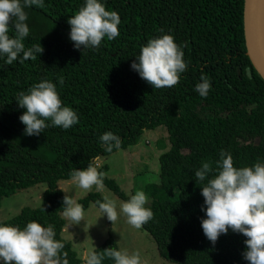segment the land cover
Instances as JSON below:
<instances>
[{"label":"trees","instance_id":"trees-1","mask_svg":"<svg viewBox=\"0 0 264 264\" xmlns=\"http://www.w3.org/2000/svg\"><path fill=\"white\" fill-rule=\"evenodd\" d=\"M83 3L44 0L42 6L24 9L25 48L40 44L42 52L11 65L0 58V202L45 183L39 205H24L0 223L21 228L33 220L51 224L68 264H78L81 258L62 234L66 194L59 180L71 178L73 169L87 167L93 157L110 154L99 141L103 132L118 135L120 148L126 149L143 130L161 125L169 145L157 157L159 181L145 185L153 218L141 228L153 238L159 256L176 264H248L242 258V234L229 230L214 245L204 236L200 187L206 181L194 176L202 162L215 169L221 150L231 154L234 167L264 161V79L245 52L243 0H104L106 10L119 14V35L104 38L96 50L81 51L72 46L67 20ZM162 33L182 46L187 67L176 85L155 88L130 69V62L148 39ZM9 34H15L11 27ZM202 72L211 83L206 98L194 90ZM60 77L63 84L57 83ZM42 79L56 84L62 104L77 112L78 123L28 136L18 119L24 109L15 99ZM107 170L104 163L98 168L103 184L122 194L115 179L104 174ZM97 201L103 202V196L96 190L79 199L83 207L98 206ZM108 247L118 249L111 235L92 248L103 257L101 264H113L104 255Z\"/></svg>","mask_w":264,"mask_h":264},{"label":"clouds","instance_id":"clouds-1","mask_svg":"<svg viewBox=\"0 0 264 264\" xmlns=\"http://www.w3.org/2000/svg\"><path fill=\"white\" fill-rule=\"evenodd\" d=\"M43 3L44 0H0V58H4L5 64L11 65L18 58L21 62L35 59L36 54L42 52L40 44L25 48L23 41L29 35L28 15L24 9ZM67 23L72 46L81 51L96 50L104 38L110 41L119 35V14L115 10H106L104 0H84ZM10 27L14 35L9 34ZM134 57L130 69L155 88L176 85L187 67L182 46L170 33L148 39ZM57 83L63 84V78L60 77ZM210 89V77L202 72L194 90L206 98ZM15 100L18 107L24 109L18 119L24 125L25 135L38 136L49 126L69 129L78 123L77 112L62 104L56 84L49 80H40L26 93H18ZM99 141L103 150L109 153L121 145L120 137L111 131L103 132ZM219 157L215 169L205 161L194 172L198 181H206L200 187L203 197L201 211L204 213L200 219L202 232L213 245L229 230L242 234L246 237L242 258L248 264H264V161L234 167L230 153L221 150ZM98 159L93 157L87 167L72 170L71 178L80 188L103 187V172L98 171L99 165L95 163ZM212 172L215 174L209 178ZM147 203L148 197L143 190L131 194L119 205V211L114 201L107 197L103 202L97 201L100 212L108 221L112 223L123 216L136 229L153 218ZM62 204L65 218L75 224L82 221L84 210L81 204L67 195L63 196ZM54 236L51 224L42 226L33 220L21 228L0 223V264H68L66 253L60 251L64 245ZM104 255L110 257L113 264H142L137 251L108 247ZM102 259L94 250L84 256L85 264H101Z\"/></svg>","mask_w":264,"mask_h":264},{"label":"rangeland","instance_id":"rangeland-1","mask_svg":"<svg viewBox=\"0 0 264 264\" xmlns=\"http://www.w3.org/2000/svg\"><path fill=\"white\" fill-rule=\"evenodd\" d=\"M167 133L163 126L158 125L151 129L143 130L137 142L126 149H117L114 152L100 156L95 161L99 167L104 163L108 170L104 174L115 179L122 194L114 192L103 184V187L93 185L90 189L80 188L72 178L59 180V187L76 203L89 191H99L104 198L114 201L119 211V205L128 199L137 190L145 189L150 182L159 181V153L168 148ZM45 188L44 182L33 184L13 194L5 196L0 202V221H7L22 206H37L40 204V195ZM148 197L150 204L151 198ZM84 215L78 224L65 219L62 234L69 239L73 248L81 258L78 264H85L84 256L96 245L111 235L118 246V250L137 251L142 264H176L159 256L155 242L151 235L143 228L136 229L126 222V218L119 216L115 222L107 220L98 206L90 202L83 207ZM62 214V212H61ZM102 215V216H101ZM100 216V217H99Z\"/></svg>","mask_w":264,"mask_h":264},{"label":"water","instance_id":"water-1","mask_svg":"<svg viewBox=\"0 0 264 264\" xmlns=\"http://www.w3.org/2000/svg\"><path fill=\"white\" fill-rule=\"evenodd\" d=\"M242 19L245 52L264 79V0H243Z\"/></svg>","mask_w":264,"mask_h":264}]
</instances>
